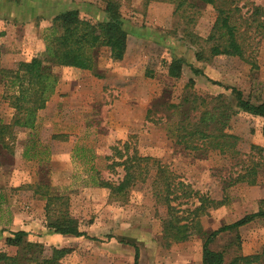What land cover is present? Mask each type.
Masks as SVG:
<instances>
[{"label":"rangeland","instance_id":"374dc122","mask_svg":"<svg viewBox=\"0 0 264 264\" xmlns=\"http://www.w3.org/2000/svg\"><path fill=\"white\" fill-rule=\"evenodd\" d=\"M118 1L126 32L123 59L114 62L99 48L95 72L52 67L58 83L37 112L34 129L15 127L9 140L1 138L0 253L6 256L17 250L6 246L5 239L24 231L28 241L43 246L46 257L53 248L69 249L61 264H133L135 247L137 264H201L205 234L264 209V152L252 149L264 148V120L237 110L230 93L238 90L252 103L264 99V0L234 2L241 28L250 27L246 60L219 56L206 62L197 61L195 53L207 49L204 40L216 18L211 6L184 5L176 11L169 1ZM104 6L100 0H0V69H15L40 56L44 30L58 14L76 10L81 19L97 23L104 20ZM174 58L184 61L177 79L162 64ZM4 83L0 81V124H10L15 112L7 96L12 91L7 93ZM220 94L237 111L225 129L236 137L237 153L189 152L176 145L169 128L179 117L167 106L187 95L209 101ZM124 143L129 153L149 158V173L124 198L115 199L107 189L91 185L89 169L97 178L118 183L123 173L111 166L116 161L112 155L116 148L124 152ZM25 153L34 157L27 159ZM253 164L256 184L236 182ZM190 192L224 205L197 218L202 233L188 224V239L174 242L164 231L167 204L182 224L189 223L199 205ZM49 198L57 199L54 217L66 213L87 237L47 228ZM263 245L264 219H255L218 235L209 248L222 252L228 264L235 257L260 254ZM256 264H264V258Z\"/></svg>","mask_w":264,"mask_h":264},{"label":"trees","instance_id":"16d2710c","mask_svg":"<svg viewBox=\"0 0 264 264\" xmlns=\"http://www.w3.org/2000/svg\"><path fill=\"white\" fill-rule=\"evenodd\" d=\"M104 2V20L92 23L81 19L76 10H68L58 14L51 25L44 30L43 40L44 50L40 56L33 57L28 62H19L15 69H0V81L5 80L4 87L12 91L10 105L15 114L10 124H0V141L6 135L9 140L12 136L13 128L33 130L35 127L37 112L44 109L46 103L55 91L58 83L57 76L53 73L52 67H70L83 71L95 72V52L99 48H105L109 58L114 62L123 59L126 51V32L119 10L118 0H100ZM169 1L176 4V11L182 9L184 5L195 8L198 4L211 6L215 11L216 18L211 30L204 40L207 45L206 50H199L195 53L196 60L206 62L212 58L225 56L228 58H239L246 60L248 46L245 36L250 28L242 29V21L238 17V8L234 6L235 0H159ZM256 9V8H255ZM259 13V11H254ZM261 13V12H260ZM259 13V15H260ZM246 23V22H244ZM258 29V28H257ZM256 29V30H257ZM206 53V54H205ZM167 70V75L171 78H179L184 61L180 58L172 59L168 64L162 63ZM194 74H200L198 70H193ZM190 83H192L190 81ZM236 103L237 110L260 117L264 120V99L258 103H252L244 99L240 91L230 89ZM171 115L176 114L179 120L169 132L174 137L176 145L189 152H206L209 149L223 155L236 154V137L227 134L225 129L237 111L232 108L226 97L222 94L210 98H199L189 95L177 105L167 106ZM151 114L152 111L148 110ZM148 119V117H147ZM150 119V118H149ZM264 137V124L262 127ZM124 152L115 149L111 166L120 167L123 173L121 180L110 183L97 178L95 170H89V181L92 186L107 189L111 197L115 199L124 198L130 188L137 182L143 181L145 175L149 173V158L140 157L136 151L129 153L130 146L124 143ZM260 155L264 148L252 147ZM76 152V150H75ZM205 155V154H204ZM24 157L29 159L26 153ZM91 156L86 162L92 163ZM85 162V163H86ZM256 164H253L245 174L238 175L236 182H246L248 185L256 184ZM199 203L192 211V218L189 223L182 224V218L176 215L175 208L167 204L169 211L168 220L164 223L166 237H170L174 242L188 239V229L190 225L192 231L199 234V216L207 215L209 208H217L224 205V201L216 202L198 192H190ZM56 198H49L45 205V216L47 228L56 234L73 237H87L86 234L78 230L77 222L66 213L60 212L54 217L55 208L52 202ZM196 219V220H195ZM255 219H264V209L256 213L243 216L234 223L221 226L206 235L202 244L201 264H224V254L210 250V243L220 234L236 230L245 226ZM27 233L24 231L12 232L5 239V245L16 248L14 256H6L0 253V262L3 264H61L60 260L70 253L67 248L51 250L50 256L44 255L43 246L32 243L26 239ZM264 258V245L258 255L235 257L228 264H256ZM138 250L134 248V262L137 264Z\"/></svg>","mask_w":264,"mask_h":264}]
</instances>
